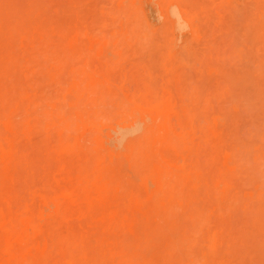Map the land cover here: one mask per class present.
<instances>
[{"label": "rangeland", "instance_id": "obj_1", "mask_svg": "<svg viewBox=\"0 0 264 264\" xmlns=\"http://www.w3.org/2000/svg\"><path fill=\"white\" fill-rule=\"evenodd\" d=\"M124 1L0 0V61L3 60L0 64H5L6 60L11 62L7 66L9 64L7 61V65H3L4 69L0 68L1 76L2 73L5 75L2 76L3 78L0 77V80L3 79L4 83L9 79L6 81L8 83L0 82V89L3 91V93L0 91V106H3L0 107V130L2 131L1 126L4 129L3 133L0 131V140L3 139L8 144L7 147L4 146L5 149L11 146L8 150L12 155L14 154V159L17 158L18 161L21 156L25 159L20 162V166H18L19 162L17 164L13 161L16 166L9 167L10 164L5 163L0 150V168L3 170L5 164L8 166L4 167L6 169L0 173V178L6 175L7 168L9 170L12 168L8 173L11 177L7 175L10 180L5 178L1 180L2 184L0 182L1 193L5 191L4 196L7 195L5 200L4 196L2 198L4 201H0V214L1 217L4 216V223L8 222L13 226L12 223L15 224L13 219L17 220L16 224L21 220L19 223L24 224L25 228L17 226L21 228L20 233L30 223H35L33 218L36 217V221L39 217L38 220L45 219L46 222L44 219L41 220L42 222L37 221L36 223L41 225L37 224L40 226L31 233L30 255L35 252L34 254L38 256L41 252L38 262L34 264L40 263L41 256L49 257V260L44 258L47 261L42 260L44 263L41 261L40 264H48V261L50 264V259L58 257L56 254H59L62 249L60 247L64 246L56 245L58 249L52 246L57 238L56 235H58L56 242L61 241L59 239L61 235L62 239L68 238H66L68 242L64 239L67 248L64 247L63 250H70V253L66 251L65 254L66 258L72 260L68 261L61 256L63 258L61 261L65 264H73L79 257L80 263L77 260L76 264H89L86 263L88 251L93 254L92 259H95L101 250L94 242L106 246L103 251L101 250L104 252L102 257L108 250L110 257L105 259L104 256V260L108 259V262H103V258L99 259L104 264L118 262L120 264L122 259H126L125 262L122 261L123 264H126L128 259L135 264L134 253L127 251L129 248L130 250L135 248L143 254V257L146 255V259L150 258L154 264L162 262V264H264V0ZM138 11L140 13L137 15ZM135 21L136 23L129 24ZM133 25L136 26V30ZM130 30L133 31L130 33ZM144 30L145 32H142ZM145 34L143 41H147V45L139 39L144 38ZM140 44L146 47L141 45L140 48ZM94 45L97 48L91 50ZM69 49H71L70 53ZM84 81L85 85H80ZM95 83L97 86L94 85ZM98 84H101L99 88L106 87L104 88L106 91L102 92L105 94H100L103 89L96 88ZM87 85L89 89L93 88L92 92L94 89L96 92L99 90L97 93L94 91L95 95L92 94L94 97ZM2 86L6 87L3 89ZM12 87L11 91L14 89L17 91L10 92ZM84 94L87 95L84 98L91 97L90 100L93 101L88 103V99L82 100ZM43 96L44 98L46 96L45 100ZM106 96L108 101L104 109ZM42 100L46 102H41ZM102 100L103 102L100 103ZM78 102L82 106L85 103L90 106L86 109L87 106L81 107ZM98 102L103 103L101 106L104 112L102 108L97 109L100 107ZM29 103H32V106ZM23 106H26L25 113L22 112ZM56 107L61 108L56 111ZM91 108H94V111ZM5 109L7 110L4 111ZM80 110H84L86 115ZM97 110H100L98 117H96ZM101 111L104 117L109 116L110 119L106 120V118L102 121ZM30 112L38 114H33L31 117ZM91 112L92 114L96 112L93 115L94 121L91 119ZM23 114L30 115L28 117ZM17 116L24 118L18 120ZM70 116L76 120L74 121ZM128 116L130 120L124 119ZM123 119L127 120L126 123ZM135 126L142 129L141 138L140 129V132L136 131L137 133L132 130ZM14 127L16 128L13 129ZM26 128L28 129L25 130ZM33 128L35 130H32ZM5 131H8L10 136ZM18 132L23 136L18 138ZM133 133L139 136L132 137L134 141L127 142L131 139L126 140V136L130 137ZM20 137L25 139L22 141ZM135 138L140 146L138 149L137 145L135 146ZM120 140H123L124 148ZM17 141L22 142L19 144L20 151L17 149L18 145L15 149L13 147ZM1 143L5 145L4 142ZM117 145L122 147L116 149ZM133 149L134 156L140 159L131 157ZM147 149L148 151H145ZM21 150L25 151L28 157L24 154L16 155ZM23 151L21 153H24ZM131 158H133L132 162ZM134 159L139 161L135 162ZM149 160L152 162L150 163ZM132 163L133 166L137 165L136 169L130 167ZM142 165L145 169L149 166L148 170L145 171ZM76 189L80 190V194ZM65 198H68L67 201ZM173 202L175 206L172 205ZM167 203L172 204L169 206ZM61 218L64 219L65 224L60 223ZM198 221L202 223H197ZM103 222H106V225ZM8 226L11 228L10 225ZM8 226L6 227L8 231L0 227V234L10 238L17 228L12 227L13 230L15 229L12 231ZM51 226L53 230L55 227L57 230L52 231ZM198 226L199 230L203 227V231L199 232ZM159 228L163 232L162 236ZM57 231L62 232L61 235L58 233L54 235ZM80 231L85 232V238ZM49 232L53 240L48 236ZM155 233L157 235H154ZM94 234L93 242L89 238L91 235L94 237ZM138 234L143 238L140 246L138 243L141 239ZM97 235L102 239L98 240ZM107 237L110 239L108 240ZM103 238L107 239L106 243V239L103 242ZM84 239H88L92 247H89V243L84 245L87 242ZM70 240L72 243L69 242ZM116 240L122 244V247L125 246L123 248L126 249L125 252H117L118 249L112 247L116 246ZM18 242L14 246L16 252V247L19 250L24 245ZM182 244L185 247L181 246ZM62 252L60 255L63 254ZM0 253V256H3L2 252ZM120 256L121 260L118 258ZM5 259L0 263L5 262ZM57 259H53L51 262H55L52 264L58 262ZM109 260L113 262L110 263ZM83 261L84 263H81ZM139 264L144 262L140 260Z\"/></svg>", "mask_w": 264, "mask_h": 264}, {"label": "bare ground", "instance_id": "obj_2", "mask_svg": "<svg viewBox=\"0 0 264 264\" xmlns=\"http://www.w3.org/2000/svg\"><path fill=\"white\" fill-rule=\"evenodd\" d=\"M125 1H126V0H125ZM125 1H124V2H125ZM165 3H166V2H165ZM173 4H174V3H173ZM126 7H127V6H126ZM134 8H135V7H134ZM148 9H149V8H148ZM169 11H170V10H169ZM169 11H168V12H169ZM176 11H177V10H176ZM138 13H140V12H139V11L136 12L137 15H138ZM169 13H170V12H169ZM133 14H134V13H133ZM187 14H188V13H187ZM134 15H135V14H134ZM137 15H136V16H137ZM140 15H142V14H140ZM178 15H179V14H178ZM137 17H138V16H137ZM137 17H135V19H136ZM169 17H170V16H169ZM183 17H184V15H183ZM171 18H173V17H171ZM176 19H177V18H176ZM178 19H179V17H178ZM125 20H127V19H125ZM129 20H130V19H129ZM139 20H140V18H139ZM167 20H169V19H167ZM181 20H182V19H181ZM171 21H172V20H171ZM175 22H176V21H175ZM175 22H174V23H175ZM180 22H181V21H180ZM180 22H179V23H180ZM134 23H136V21H135V22H132V23H129V24H134ZM141 23H142V22H141ZM141 23L139 22V24H141ZM129 24H128V25H129ZM143 24H144V23H142V25H143ZM185 24H186V23H185ZM181 25H182V24H181ZM130 26H132V25H130ZM133 26H134L133 28L136 30V28H135L136 26H135V25H133ZM175 26H176V24H175ZM131 28H132V27H131ZM131 28L129 27V29H131ZM168 28H169V27H168ZM127 29H128V28H127ZM143 29H144V28H142V30H143ZM145 29H146V26H145ZM175 29L177 30V28H175ZM175 29H174V30H175ZM118 30H119V29H118ZM135 30H134V31H135ZM128 31H129V30H127V32H128ZM131 31H133V30H130V33H131ZM146 31H147V33L149 32L148 29H146ZM182 31H183V30H182ZM139 32H140V31H139ZM142 32H145V30L142 31ZM179 32H181V31H179ZM135 33H136V32H135ZM115 34H116V33H115ZM175 34H176V33H175ZM178 34H180V33H178ZM117 35H118V34H117ZM138 35H139V33H138ZM140 35H141V34H140ZM142 35H143V34H142ZM151 35H152V34H151ZM114 36H115V35H114ZM178 36H180V35H178ZM120 37H121V35H120ZM130 37H131V36H130ZM132 37H133V35H132ZM134 37H135V36H134ZM138 37H139V36H138ZM145 37H146V34H145L144 38H142V39L139 38V39L143 41V40L145 39ZM171 37H172V36H171ZM180 37H182V36H180ZM98 38H99V37H98ZM104 38H106V36H105ZM110 38H111V37H110ZM119 39H120V38H119ZM139 39H138V41H140ZM71 40H72V39H71ZM112 40H113V39H112ZM129 40H130V39H129ZM172 40H173V39H172ZM177 40H178V39H177ZM138 41H137V42H138ZM142 41H140V42H142ZM117 42H119V41H117ZM140 42H139V43H140ZM144 42H145V45H147V41H143V44H144ZM74 43H75V42H74ZM115 43H116V42H115ZM115 43H114V44H115ZM117 44H118V43H117ZM132 44H133V43H132ZM75 45H76V44H75ZM95 45L97 46V43H96ZM95 45H94V47H95ZM136 45H137V44H136ZM138 45H139V44H138ZM141 45H142V44H140V48H141ZM145 45H142V46H145ZM131 46H132V45H131ZM134 46H135V45H134ZM87 47H88V46H87ZM94 47L91 48V50L97 48V47H95V48H94ZM114 47H115V46H114ZM122 47H123V46H122ZM145 47H146V46H145ZM166 47H167V46H166ZM128 48H129V47H128ZM142 48H143V47H142ZM66 50L68 51V49H66ZM66 50H65V53H66ZM70 50H71V49H69V53H70ZM89 50H90V49H89ZM115 50H116V49H115ZM122 50H123V49H122ZM129 50H130V49H129ZM63 52H64V50H63ZM71 52H72V51H71ZM88 52H89V51H88ZM88 52H85V53H88ZM76 54H77V53H76ZM88 54H89V53H88ZM65 55H66V54H65ZM65 55H64V56H65ZM66 56H67V55H66ZM66 56H65V57H66ZM74 56H76V55H74ZM90 56H91V55H90ZM67 57H68V56H67ZM69 58H71V57H69ZM69 58H68V59H69ZM72 60H73V58H72ZM7 61H8V60H6V63H7ZM2 62H3V60L0 61V63H2ZM4 63H5V61H4ZM6 63H5V64H2V65L0 64V66H1L0 68L2 69V68H3V65L6 66V65H7ZM8 63H9V61H8ZM10 63H11V62H10ZM10 63H9L7 66H9ZM13 64H14V62H13ZM13 64H12V65H13ZM30 64H31V63H30ZM14 65H15V64H14ZM10 67H11V66H10ZM36 67H38V66H36ZM36 67H35V68H36ZM12 68H14V67H12ZM1 69H0V72H1ZM3 69H4V68H3ZM5 69H6V67H5ZM6 70H7V69H6ZM25 71H26V70H25ZM76 71H77V70H76ZM9 72H10V71H9ZM6 73H8V70H7ZM23 73H24V71H23ZM23 73H22V74H23ZM102 73H103V72H102ZM3 74H4V73H2V76H5V75H3ZM30 74H31V73H30ZM44 74H45V73H44ZM6 75L8 76L9 73L6 74ZM12 75H14V74L12 73ZM12 75H11V76H12ZM79 75H80V74H79ZM2 76H1V74H0V77H1V78H3ZM11 76H10V77H11ZM34 76H35V73H34ZM81 76H82V75H81ZM13 77L15 78L16 76L14 75ZM36 77H37V76H36ZM85 77L87 78V76H85ZM100 77H103V76H100ZM104 77H105V76H104ZM104 77H103V78H104ZM106 77H107V76H106ZM106 77H105V78H106ZM6 78H8V77H6ZM6 78H4V79L6 80ZM103 78H102V79H103ZM107 78H108V77H107ZM107 78H106V79H107ZM112 78H113V77H112ZM79 79H81V78H79ZM84 79H85V78H84ZM84 79H83V80H84ZM8 80H9V79H8ZM8 80H6V81H8ZM10 80H11V79H10ZM103 80H104V79H103ZM3 81H4L3 79H2V81L0 80L1 83H3ZM6 81H5L4 83H8V82H6ZM27 81H28V80H27ZM104 81H105V80H104ZM104 81H103V83H104ZM130 81H131V80H130ZM19 82H20V81H19ZM19 82H18V83H19ZM97 82H99V81H97ZM4 83H3V84H4ZM22 83H23V82H22ZM22 83H21V84H22ZM25 83H26V82H25ZM25 83H24L23 85L26 87ZM99 83H100V82H99ZM26 84H27V83H26ZM68 84H69V83H67V85H68ZM90 84H91V83H90ZM90 84H89V86H90ZM104 84H105V83H104ZM9 85H10V83H9ZM9 85H8V87H9ZM80 85H85V81H84V83H81ZM94 85L97 86L96 83H95ZM99 85H101V84H98V87H96V86H95V87L98 88V89H101V90L103 89L102 91L100 90V91H101L100 94H102L103 91H106V90H104V88H106V87H104V88L102 87V88H101V86H100V88H99ZM19 86H20V85H19ZM76 86H77V85H76ZM92 86H93V85H92ZM2 87H3V86H2ZM5 87H6V86H5ZM5 87H3V89H4ZM10 87H11V86H10ZM25 87H22V88H25ZM74 87H75V86H74ZM80 87H81V86H80ZM82 87H83V86H82ZM86 87H88V85H87ZM14 88H16V87H14ZM19 88H20V87H19ZM89 88H90V87H88V89H89ZM7 89H8V88H7ZM11 89L13 90V87L10 88V90H9V89H8V90H9L10 92H14V91L16 92V91H17L16 89H14V91H11ZM58 89H59V88H58ZM81 89H82V88H81ZM88 89H87V90H88ZM91 89L93 90V88H91ZM91 89H89V90H91ZM18 90H19V89H18ZM20 90H21V89H20ZM23 90H24V89H23ZM60 90H61V89H60ZM72 90H73V89H72ZM82 90H83V89H82ZM89 90H88V92H89ZM92 90H91V95L94 93L95 89H94L93 92H92ZM0 91H2V89H0ZM21 91H22V90H21ZM43 91H44V90H43ZM62 91H63V89H62ZM65 91H66V89H65ZM98 91H99V90H97V92H98ZM40 92H41V91H40ZM86 92H87V91H86ZM95 92H96V91H95ZM97 92H96V93H97ZM2 93H3V91H2ZM38 93H39V91L36 92V95H37ZM0 94H1V93H0ZM7 94L10 95V94H12V93H7ZM20 94H21V93H20ZM48 94H50V93H48ZM74 94H75V93H74ZM86 94L89 95L88 93H86ZM86 94L83 95L82 100H86V99H88V98H86V97H87ZM98 94H99V93H98ZM98 94H97V96L100 95V94H99V95H98ZM103 94H105V93H103ZM103 94H102V95H103ZM106 94H107V92H106ZM4 95H6V94H3V96H4ZM12 95H13V94H12ZM58 95H59V94H58ZM66 95L69 96L68 94H66ZM85 95H86V97H85L86 99L84 98ZM91 95H89V96H91ZM93 95H95V94H93ZM93 95H92V96H93ZM10 96H11V95H10ZM47 96H48V95H47ZM49 96H50V95H49ZM72 96H73V95H72ZM72 96H71V97H72ZM89 96H88V97H89ZM104 96H105V95H104ZM0 97H1V96H0ZM58 97H59V96H58ZM65 97H66V96H65ZM93 97H94V96H93ZM100 97H103V96H100ZM109 97H110V96H109ZM4 98H6V97H4ZM32 98H33V97H32ZM35 98H36V96L34 97V99H35ZM43 98H44V96H43ZM45 98H46V96H45ZM45 98H44L43 100H45ZM50 98H51V96H50ZM60 98L62 99V97H60ZM66 98H67V97H66ZM2 99H3V98H2ZM37 99H38V97H37ZM39 99H40V97H39ZM51 99H52V98H51ZM51 99H50V100H51ZM61 99H60V101H61ZM68 99H69V98H68ZM68 99H66L65 102H67ZM71 99H73V98H71ZM71 99H70V100H71ZM74 99H75V98H74ZM90 99H91V97H89V99H88L89 102H88V103H91V102L93 101V100L91 101ZM104 99H106V100H105L106 102L104 103V106L102 105L103 103L100 104L101 102H103V100H102V101H100V103L98 102L99 105H100L99 108H97V107L99 106L98 103H97V105H98V106L96 105V106H97V107H96L97 109H101L102 106H103V108L106 106L105 104H106L107 101H108V100H107L108 97L106 96V98H104ZM0 100H1V98H0ZM3 100H4V99H3ZM3 100H2V101H3ZM15 100H16V99H15ZM40 100H41V99H40ZM40 100H39V102H40ZM43 100H42L41 102H44ZM50 100H49V101H50ZM82 100H81V101H82ZM94 100H96V99L94 98ZM144 100H145V99H144ZM10 101L12 102V99H11ZM13 101H14V99H13ZM17 101H18V100H17ZM23 101H24V99H23ZM25 101H26V100H25ZM27 101H28V100H27ZM34 101H35V100H32V102H34ZM46 101H47V99H46ZM46 101H45V102H46ZM62 101H63V100H62ZM79 101H80V100H79ZM81 101H80V102H81ZM90 101H91V102H90ZM109 101H110V98H109ZM3 102H5V100H4ZM45 102H44V103H45ZM52 102H53V101H52ZM58 102H59V101H58ZM80 102H78L77 104H79ZM83 102H84V101H83ZM9 103H10V102H9ZM20 103H21V102H20ZM36 103L38 104L37 101H36ZM50 103H51V101H50ZM95 103H96V101H95ZM148 103H150V102H148ZM4 104H5V103H4ZM11 104H12V103H11ZM24 104H25V102L23 103V105H24ZM26 104H28V103H26ZM29 104H30V103H29ZM31 104H32V103H31ZM31 104H30V105H31ZM41 104H42V103H41ZM41 104H40V105H41ZM80 104H81V103H80ZM80 104H79V105H80ZM82 104H83V103H82ZM0 105H1V101H0ZM67 105H68V103H67ZM84 105H85V108H86V106H87L86 109H88L89 106H90V105L88 106L86 103L83 104V106H84ZM101 105H102V106H101ZM126 105H127V104H126ZM126 105H125V106H126ZM135 105H136V104H135ZM142 105H143V103H142ZM8 106H9V105H8ZM14 106H15V105H14ZM14 106H13V107H14ZM18 106H19V105H18ZM27 106H28V105H27ZM31 106H32V105H31ZM31 106H30V107H31ZM42 106L44 107L45 105H42ZM71 106H72V105H71ZM80 106L83 107L82 105H80ZM91 106H92V105H91ZM94 106H95V105H94ZM94 106H93V107H94ZM129 106H130V104H129ZM131 106H132V105H131ZM147 106H148V105H147ZM149 106H150V104H149ZM0 107H1V106H0ZM2 107H3V106H2ZM2 107H1V108H2ZM25 107H26V106H25ZM25 107L23 106L24 109H23V111H22V112H24V113H25ZM46 107L48 108V106H46ZM75 107H76V106H75ZM126 107H127V106H126ZM143 107H145V105H143ZM6 108H7V106H6ZM17 108H18V107H17ZM49 108H50V107H49ZM49 108H48V109H49ZM60 108H61V107H58V108L56 107V111H57V109L60 110ZM72 108H73V107H72ZM77 108H78V107H77ZM77 108H74V109H77ZM94 108H95V107H94ZM94 108H91V109H93V111H94ZM103 108H102V111L104 112ZM124 108H125V107H124ZM146 108H147V107H146ZM21 109H22V108H21ZM43 109H45V108H43ZM43 109H42V110H43ZM50 109H51V108H50ZM54 109H55V108H54ZM54 109H53V110H54ZM79 109H81V108H79ZM79 109H78V111H79ZM104 109H105V108H104ZM125 109H126V108H125ZM125 109H122V110H123V111H126ZM152 109H153V108H152ZM6 110H7V109H5L4 111H6ZM8 110H9V109H8ZM29 110H30V109H29ZM40 110H41V109H40ZM61 110H63V109H61ZM64 110H65V109H64ZM80 111H81V110H80ZM83 111H84V110H83ZM83 111H81V112H83ZM88 111H89V110H88ZM88 111H87V112H88ZM93 111H92V112H93ZM97 111H98V110H97ZM97 111H96V112H97ZM102 111H101V112H102ZM35 112H37V111H35ZM35 112H34V113H35ZM64 112H65V111H64ZM92 112L90 113V114H91L90 116H91V119L93 120V115H94V113H96V112H94L93 114H92ZM103 112H102V113H103ZM106 112H107V111H106ZM143 112H144V111H143ZM148 112H149V111H148ZM34 113H33V114H34ZM54 113H55V112H54ZM58 113H59V112H58ZM85 113H86V112L84 111V115H86ZM99 113H100V110L97 112L96 117H98L97 115H98ZM102 113H101V114H102ZM123 113H125V112H123ZM1 114H2V112H1ZM6 114H7V113H6ZM30 114H31V112H30ZM30 114H26V115H28V117H29ZM33 114H31V117H32ZM36 114H38V113H36ZM36 114H34V115H36ZM44 114H45V113H44ZM133 114H134V113H132V115H133ZM136 114H137L136 116H138V113H136ZM149 114H150V112H149ZM23 115H24V114H23ZM26 115H24V116H26ZM42 115H43V114H42ZM45 115L48 116L47 113H46ZM49 115H50V114H49ZM52 115H53V114H52ZM64 115L66 116V114H64ZM108 115H109V113H108ZM132 115H131V117L133 118L134 115H133V116H132ZM14 116H15V115H14ZM43 116H44V115H43ZM47 116H46V117H47ZM90 116H89V118H90ZM99 116H100V115H99ZM104 116H105V115H104V113H103V117H101V118H102V121H103L104 119L107 118V117H104ZM106 116H107V115H106ZM126 116H127V115H126ZM161 116H162V115H161ZM2 117H3V115H2ZM2 117H1V119H2ZM17 117H18V116H17ZM21 117H22V116H21ZM28 117H27V118H28ZM46 117H45V118H46ZM53 117H54V116H53ZM84 117H85V116H84ZM96 117L94 116L95 119H96ZM155 117H156V116H155ZM11 118H12V116H11ZM14 118H15V117H14ZM19 118H20V117H18V120H19ZM22 118H24V117H22ZM22 118H20V119H22ZM54 118H55V117H54ZM70 118H73V116H72V117L70 116ZM70 118H69V119H70ZM99 118H100V117H99ZM108 118H109V116H108ZM108 118H107L106 120H108ZM126 118H129V116H128V117H125L124 119H126ZM146 118H147V117H146ZM5 119H6V118H5ZM5 119H4V120H5ZM16 119H17V118H16ZM85 119H87V118H85ZM85 119H84V120H85ZM109 119H110V118H109ZM124 119H123V120H124ZM130 119H131V118H129V120H130ZM7 120H8V119H7ZM12 120H13V119H12ZM14 120H15V119H14ZM22 120H23V119H22ZM38 120H40V119H39V116H38ZM52 120H53V118H52ZM70 120H71V119H70ZM73 120H74V118H73ZM75 120H76V119H75ZM75 120H74V121H75ZM84 120H83V121H84ZM89 120H90V119H89ZM89 120H85V121H89ZM135 120H136V119H135ZM147 120H148V119H147ZM24 121H25V119H24ZM24 121H23V123H24ZM26 121H27V120H26ZM67 121H68V120H67ZM74 121H73V122H74ZM77 121H78V119H77ZM93 121H94V120H93ZM124 121H125V123H126L127 120H124ZM157 121H158V119H157ZM18 122H22V121H18ZM30 122H32V121H30ZM39 122H41V121H39ZM73 122H72L71 124L74 126V123H73ZM79 122H80V121H79ZM133 122H134V121H133ZM5 123H6V122H5ZM10 123H12V122H10ZM16 123H17V122H16ZM63 123H64V122H63ZM80 123H81V122H80ZM104 123H105V122H104ZM108 123H109V122H108ZM147 123H150V124H151V122H149V121H147ZM17 124H19V123H17ZM37 124H38V123H37ZM41 124H42V123H41ZM49 124H50V123H49ZM60 124H61V122H60ZM88 124H89V123H88ZM92 124H93V123H92ZM119 124H121V123H119ZM0 125H1V124H0ZM4 125H5V124H4ZM23 125H24V124H23ZM46 125H47V124H46ZM72 125H70L71 128H72ZM105 125H106V124H105ZM124 125H125V124H124ZM18 126H19V125H18ZM18 126H17V127H18ZM42 126H43V124H42ZM42 126H40V127H42ZM90 126H91V125H90ZM133 126H134V124H133ZM139 126H140V125H139ZM3 127H4V126H3ZM35 127H36V126H35ZM40 127H39V132H40ZM43 127H44V126H43ZM56 127H57V126H56ZM135 127H136V128H135ZM135 127L132 129L133 131L135 130V133H137L138 130L140 129L141 132H140V130H139V132H140L139 135H140V134H143V133H142V129H141L140 127H138V128H137V126H135ZM141 127H142V125H141ZM150 127H151V126H150ZM152 127H153V126H152ZM152 127H151V128H152ZM6 128H7V127H6ZM15 128H16V127H14L13 129H15ZM52 128H53V127H52ZM68 128H69V127H68ZM127 128H129V127H127ZM1 129H2V131H4V129L2 128V126H1ZM27 129H28V128H26L25 130H27ZM36 129H37V127H36ZM44 129H45V128H44ZM44 129H42V130L45 131L47 128H46L45 130H44ZM117 129H118V128H117ZM124 129H125V128H124ZM124 129H123V130H124ZM130 129H131V127H130ZM153 129H154V128H153ZM18 130H19V129H18ZM21 130H22V129H21ZM32 130H35V129L33 128ZM64 130H66V129L64 128ZM70 130H71V129H70ZM72 130H73V129H72ZM0 131H1V130H0ZM2 131H1V132H2ZM49 131H50V130H49ZM49 131H48V133H49ZM52 131H53V130H52ZM55 131H56V130H55ZM66 131H69V130H66ZM130 131H131V130H130ZM136 131H137V132H136ZM147 131H148V130H147ZM147 131L145 132L146 135H147ZM149 131H150V130H149ZM1 132H0V133H1ZM5 132L9 134L8 136H10V133H9L8 131H5ZM20 132H21V131H20ZM37 132H38V130H37ZM37 132L35 131V133H37ZM53 132H54V131H53ZM127 132H129V130H127ZM2 133H3V132H2ZM6 133H4V135H6ZM35 133L32 132V134H34V135H35ZM149 133H151V131H150ZM153 133H155V132H153ZM27 134H28V133H27ZM30 134H31V133H29V135H30ZM4 135H3V137H4ZM17 135H18V136H17L18 138H19V136H23V135H21V133H20V135H19V132H18ZM29 135H28V136H29ZM44 135H45V134H44ZM50 135H51V134H50ZM126 135H127V134H126ZM139 135H138V136H139ZM146 135H145V136H146ZM8 136H7V137H8ZM136 136H137V135H134V133L132 134V136L130 135V137L126 136V138H127L126 140H128L129 138L131 139V140L127 141V142H129V143L132 142L133 138L136 137ZM138 136H137V137H138ZM142 136H143V135H142ZM142 136L140 135L139 137L141 138ZM145 136H144V137H145ZM33 137H34V136H33ZM132 137H133V138H132ZM20 138H22V137H20ZM149 138H150V135H149ZM152 138H153V134H152L151 139H152ZM1 139H2V138H1ZM5 139H6V138H5ZM14 139H15V138H14ZM23 139H25V138L23 137V138H22V141H23ZM32 139H33V138H31V140H32ZM66 139H67V138H66ZM66 139H65V140H66ZM145 139L147 140V138H145ZM145 139H144V140H145ZM117 140H119V139H117ZM117 140H116V143H117ZM126 140H125L124 142H126ZM1 141L4 142V143H5L6 141H4L3 139L0 140V150L2 151V154H3V160L5 161V163L8 162V164H10V165H8L9 167H10V166H13V165L16 166L15 163L18 164V162L20 163L21 161H22V162L25 161V159H23L24 157H22V156H21V159L18 158V161H17V158H15V159H16V160H15V159L13 158V157H14V154L12 155V152L8 150V148H10L11 146L8 147L7 149H5L4 146L7 147L8 144L5 143V145H3V144L1 143ZM120 141H121V143H123V142H122L123 140H120ZM133 141H134V140H133ZM140 141H141V140H140ZM14 142H15V141H14ZM17 142H18V144H16ZM17 142L15 143V146H13V147H14V149H15V148H16V145H18V146H17V147H18L17 149H18V151H20L21 146L19 147V144H22V142H21V143H20V141H17ZM64 142H65V141H64ZM114 142H115V141H114ZM141 142H142V141H141ZM145 142H146V141H145ZM145 142H143V143H145ZM43 143H44V141H43ZM88 143H90V142H88ZM6 144H7V145H6ZM32 144H34V143H32ZM35 144H36V143H35ZM117 144H118V143H117ZM126 144H128V143H126ZM133 144H134V143H133ZM149 144H150V143H149ZM37 145H38V144H37ZM42 145H43V144H42ZM42 145L40 144V146H42ZM57 145H58V144H57ZM136 145H137V146H136ZM140 145H141V144H140ZM144 145L146 146V143H145ZM144 145L142 144L141 147H143ZM32 146H34V145H32ZM32 146H31V147H32ZM45 146H46V145H44V147H45ZM68 146H69V145H68ZM108 146H109V145H108ZM122 146H123V148H124V143L122 144ZM122 146L119 145V147H118V145H117V146H116V149H117V148H121ZM135 146H136L137 149H138V147H140V146H138V142H137L136 138H135ZM46 147H47V146H46ZM52 147H53V146H51V148H52ZM60 147H63V146L60 145ZM110 147H111V146H110ZM110 147H109V148H110ZM152 147H153V146H152ZM26 148H27V147H25V149H26ZM38 148H39V147H38ZM41 148H42V147H41ZM47 148H48V147H47ZM49 148H50V147H49ZM53 148H54V147H53ZM56 148H57V147H56ZM144 148H145V147H144ZM147 148H148V147H147ZM22 149H23V148H22ZM25 149H23V150H25ZM27 149H28V148H27ZM29 149H30V148H29ZM58 149H59V146H58ZM114 149H115V148H114ZM116 149H115V150H116ZM125 149H126V148H125ZM134 149H135V148H134ZM134 149L132 150L131 157H135V158H136L137 156H136V155L134 156V153H135V150H134ZM142 149H143V148H141V150H142ZM23 150H21V152H22ZM31 150H32V148H31ZM43 150H44V149H43ZM43 150H42V151H43ZM45 150H46V149H45ZM100 150H101V149H100ZM115 150H113V151H115ZM119 150H120V149H119ZM126 150H128V149H126ZM126 150H124V151H126ZM18 151H17V152H18ZM25 151L27 152V150H25ZM25 151H23L24 153H21V152H20V153H18V154H16V153H15V154H16V155H20V154L23 155V154H24V156L28 157L27 155H25V153H26ZM54 151H55V150H54ZM139 151H140V150H139ZM139 151H138V153H139ZM142 151H143V150H142ZM145 151H148V149L145 150ZM15 152H16V151H15ZM32 152H33V150H32ZM98 152H99V151H98ZM127 152H128V151H127ZM30 153H31V152H30ZM30 153H29V154H30ZM101 153H102V152H101ZM112 153H113V152H112ZM145 153H146V152H145ZM150 153H151V152H150ZM161 153H162V151H161ZM0 154H1V153H0ZM97 154H98V153H97ZM119 154H120V153H119ZM30 155H32V154H30ZM33 155H35V154H33ZM37 155H38V154H37ZM51 155H52V154H51ZM99 155H100V154H99ZM132 155H133V156H132ZM139 155H140V154H139ZM145 155H146V154H145ZM38 156H39V155H38ZM40 156L42 157V155H40ZM97 156H98V155H97ZM120 156H121V155H120ZM149 156H150V155H149ZM1 157H2V156H1ZM48 157H49V156H48ZM51 157H52V156H51ZM99 157L101 158L102 156H99ZM152 157H154V155H153ZM52 158H53V157H52ZM89 158H91V157H89ZM93 158H95V156H94ZM93 158H92V159H93ZM137 158L140 159L139 157H137ZM141 158H143V157L141 156ZM145 158H147V157H145ZM149 158H150V157H148L147 159H149ZM40 159H41V158H40ZM132 159H133V158H131V160H130L131 162H132ZM138 159H134V161L136 162V160H138ZM155 159H156V158H155ZM50 160H51V159H50ZM121 160H122V159H121ZM150 160H151V159H150ZM150 160H149V162H150ZM11 161H12V162H11ZM13 161H15V163H13ZM31 161H32V160H31ZM37 161H38V160H37ZM92 161H93V160H92ZM96 161H97V159H96ZM119 161H120V160H119ZM128 161H129V160H128ZM134 161H133V163H134ZM138 161H139V160H138ZM143 161H144V160H143ZM152 161H153V159H152ZM152 161H151V162H152ZM22 162H21V163H22ZM33 162H34V161H33ZM40 162L42 163V161H40ZM46 162H47V161H46ZM85 162H86V161H85ZM94 162H95V160H94ZM104 162H105V161H104ZM124 162H125V160H124ZM151 162H150V163H151ZM11 163H12V164H11ZM21 163H20L18 166H20ZM35 163H36V162H35ZM126 163H127V162H126ZM133 163H132V166L130 165V167H133L134 169H136V166H137V165H136V166H133ZM33 164H34V163H33ZM42 164H43V163H42ZM42 164H41V165H42ZM50 164H51V163H50ZM63 164H64V163H63ZM95 164H96V163H95ZM98 164H99V163H98ZM121 164H122V163H121ZM124 164H125V163H124ZM124 164H123V165H124ZM134 164H135V163H134ZM137 164H139V163H137ZM142 164H143V163H142ZM3 165H4V164H3ZM5 165H6V166H5ZM5 165H4V167H8L7 164H5ZM23 165L26 166L25 164H23ZM23 165H22L21 167H23ZM104 165H105V164H104ZM46 166H47V165H46ZM94 166H95V165H94ZM100 166H101V165H100ZM119 166H121V165H119ZM138 166H139V165H138ZM150 166H151V165H150ZM4 167H3V170L6 169V168H4ZM39 167H40V166H39ZM42 167H44V166H42ZM47 167H48V166H47ZM141 167L143 168V167H145V166L142 165ZM148 167H149V166H148ZM148 167H146V169H145V168H143V169H145V171H147V170H148V169H147ZM16 168H18V167H16ZM25 168H26V167H25ZM33 168H34V167H33ZM37 168H38V166H37ZM37 168H36V171H38ZM138 168H139V167H138ZM0 169H1V170H0V173H3V172H2V171H3L2 168H0ZM11 169H12V168H10V170H9V168H7V170H5L6 175L4 174L5 176L3 175V176L0 178V182H1L2 179H5V178L9 179V177H7V175L11 177V174H10V175L8 174V173H10ZM38 169H39V168H38ZM41 169H42V168H41ZM45 169H46V168H45ZM47 169H48V168H47ZM100 169H102V168H100ZM140 169H141V168H140ZM143 169H142V170H143ZM19 170H20V169H19ZM25 170H26V169H25ZM43 170H44V169H43ZM49 170L51 171V169H49ZM87 170H88V169H87ZM98 170H99V168H98ZM8 171H9V172H8ZM85 171H86V170H85ZM103 171H104V169H103ZM106 171H107V169H106ZM99 172H100V171H99ZM13 173H14V172H13ZM23 173H24V172H23ZM23 173H22V175H23ZM108 173H109V172H108ZM15 174H17V172H16ZM15 174H14V176H15ZM20 174H21V173H20ZM30 174H31V173H30ZM41 174H42V173H41ZM99 174H100V173H99ZM101 174H103V173H101ZM101 174H100V175H101ZM104 174H105V172H104ZM104 174H103V175H104ZM109 174H110V173H109ZM109 174H108V175H109ZM22 175H21V176H22ZM36 175H37V174H36ZM36 175H34V176H36ZM51 175H52V174H51ZM81 175H82V174H81ZM166 175H167V174H165V178H167ZM24 176H26V174H25ZM44 176H45V175H44ZM44 176H43V177H44ZM61 176H62V175H61ZM3 177H4V178H3ZM30 177H31V176H30ZM86 177H87V175H86ZM86 177H85V178H86ZM20 178L23 179V177H20ZM47 178H48V177H47ZM47 178H46V179H47ZM85 178H84V179H85ZM107 178H108V177H107ZM16 179H17V178H16ZM28 179H29V178H28ZM31 179H32V178H31ZM9 180H10V179H9ZM14 180H15V178H14ZM29 180H30V179H29ZM49 180H50V179H49ZM30 181H31V180H30ZM84 181H85V180H84ZM2 182H3V181H2ZM2 182H1V184H2ZM85 182H86V181H85ZM101 182H102V181H101ZM108 182H109V180H108ZM115 182H116V181H115ZM5 183H6V182H5ZM52 183H53V182H52ZM54 183H55V181H54ZM59 184H61V182H60ZM81 184H83V183H81ZM112 184H113V183H112ZM7 185H8V184H7ZM46 185H47V184H46ZM105 185H107V184H105ZM173 185H174V184H173ZM5 186H6V185H5ZM12 186H14V185H12ZM19 186H20V183H19ZM52 186H53V185H52ZM66 186H67V185H66ZM103 186H104V185H103ZM122 186H123V185H122ZM0 187H1V186H0ZM14 187H15V186H14ZM77 187H78V186H77ZM105 187H106V186H105ZM162 187H163V186H162ZM54 188H56V186H55ZM67 188H68V187H67ZM101 188H102V187H101ZM124 188H125V187H124ZM163 188H164V187H163ZM0 189H1V188H0ZM11 189H12V188H11ZM15 189H16V188H15ZM57 189H59V188H57ZM69 189H70V188H69ZM106 189H107V188H106ZM65 190H66V188H65ZM76 190H77V189H76ZM120 190H121V189H120ZM123 190H124V189H123ZM7 191H8V190H7ZM56 191H57V190H56ZM58 191H59V190H58ZM66 191L69 192L68 190H66ZM77 191H78V190H77ZM79 191H80V190H79ZM79 191H78V193H79ZM1 192H2V190L0 191V193H1ZM3 192L5 193V191H3ZM75 192H76V191H75ZM111 192H112V191H111ZM114 192H115V190H114ZM124 192H125V191H124ZM4 193H1V194H3V195L0 194V201H1V200L4 201V200L6 199L5 197H7V195L5 194V196H4ZM10 193H11V192H10ZM17 193H18V192H17ZM23 193H24V192H23ZM23 193H22V195H23ZM49 193H50V192H49ZM57 193H58V192H57ZM117 193H118V192H117ZM126 193H128V191H126ZM181 193H182V192H181ZM47 194H48V193H47ZM79 194H80V193H79ZM83 194H85V193H83ZM122 194H123V193H122ZM10 195H11V194H10ZM13 195H14V193H13ZM51 195H52V193H51ZM99 195H100V194H99ZM103 195H104V194H103ZM123 195H124V194H123ZM123 195H122V197H123ZM129 195H130V194H129ZM138 195H139V193H138ZM175 195H176V193H175ZM3 196H4V200L2 199ZM126 196H127V195H126ZM178 196H179V195H178ZM179 197H180V196H179ZM183 197H184V196H183ZM80 198H81V197H80ZM89 198H90V197H89ZM10 199H11V197H10ZM46 199H48V197H47ZM61 199H62V198H61ZM65 199H66V201H67L68 198H65ZM94 199H95V198H94ZM176 199H177V198H176ZM179 199H180V198H179ZM181 199H182V197H181ZM7 200H8V198H7ZM21 200H22V199H21ZM191 200H192V199H191ZM191 200H190V201H191ZM172 201H173V200H172ZM143 202H144V201H143ZM153 202H154V201H153ZM169 202H171V201H169ZM6 203H7V202H6ZM195 203H196V202H195ZM52 204H53V203H52ZM67 204H68V203H67ZM80 204H81V203H80ZM153 204H154V203H153ZM153 204H152V205H153ZM169 204H172V203H167V205H169ZM174 204H175V203L173 202L172 205H174ZM176 204H177V203H176ZM15 205H16V204H15ZM22 205H23V204H22ZM50 205H51V204H50ZM61 205H62V204H61ZM131 205H132V203H131ZM152 205H151V206H152ZM154 205H155V204H154ZM157 205H158V204H157ZM164 205H165V203H164ZM190 205H191V204H190ZM26 206H27V205H26ZM28 206H29V205H28ZM30 206H31V205H30ZM128 206H129V205H128ZM144 206H145V205H144ZM148 206H149V205H148ZM162 206H163V205H162ZM169 206H170V205H169ZM174 206H175V205H174ZM177 206H179V205H177ZM180 206H182V205H180ZM14 208H15V207H14ZM31 210H32V209H31ZM66 212H67V211H66ZM24 213H25V212H24ZM18 216H19V215H18ZM197 216H198V215H197ZM197 216H196V217H197ZM182 217H184V216H182ZM1 218H2V219H1ZM11 218H12V217H11ZM15 218H17V216H16ZM27 218H29V217H27ZM39 218H40V217H39ZM39 218H38V219H39ZM58 218H59V217H58ZM161 218H162V217H161ZM166 218H167V217H166ZM173 218H174V217H173ZM202 218H203V217H202ZM0 219L2 220V221L0 220V227L2 228V230L5 229L6 231H8V229H7L6 227H7L8 225L11 226V224H10V223L8 224V222H5V223H4V221H3V220H4V216L1 217V214H0ZM30 219H31V218H30ZM38 219H37V221L42 222L44 218L41 219L42 221H41V220H38ZM162 219H163V218H162ZM167 219H168V218H167ZM10 220H12V219H10ZM13 220H14V223H15V224L12 223L13 226H11V228L8 226V228H9L10 230L14 231V230L17 228V226H18V227H21V228L24 226V224H22V225L20 224V223H21V222H20L21 220L18 219V220H19V221L17 222L18 224H16V221H17V220H16V221H15V219H13ZM13 220H12V221H13ZM27 220H28V219H27ZM33 220H35V221H34L35 223L37 222V221H36V217L33 218ZM56 220H58V219H56ZM60 220H62V222H60V223H63V224L66 223V222H64V219L61 218ZM156 220H157V219H156ZM156 220H155V221H156ZM183 220H184V219H183ZM199 220H200V219H199ZM201 220H202V219H201ZM30 221L32 222V220H30ZM44 221H45V219H44ZM133 221H134V220H133ZM143 221H144V220H143ZM159 221H160V220H159ZM159 221H157V222H159ZM164 221H166L165 218H164ZM196 221H197V219H195V222H196ZM19 222H20V223H19ZM45 222H46V221H45ZM53 222L55 223L56 221H53ZM107 222H108V220H107ZM123 222H124V220H123ZM130 222H131V221H130ZM137 222H138V221H137ZM160 222L164 223L163 221H160ZM176 222H177V220H176ZM178 222H179V221H178ZM180 222H181V221H180ZM189 222H190V221H189ZM195 222H194V223H195ZM199 222H200V221H198L197 223H199ZM25 223H26V222H25ZM35 223H30V224L28 225V227H27L26 229H23V231H21L20 233H19V230H20L21 228H20V229L17 228V229H16V230H17L16 232H18V233L14 232L15 234H12V237H10V238L4 234L5 232H4L3 234H4L6 237H4V235L2 236V235L0 234V235H1L0 238H3V237H4L3 239H0V241H1V242H0V252H2V255H3V256L6 255L5 257L7 258V259H5V257L0 256V257L2 258V259L0 258V262H1V260L5 259V260H4L5 262L2 261L3 263H0V264H13V263H14V264H34L35 262H38L39 256L41 255V252H39V250H38L39 255L37 256L36 254H34L35 252L32 253L33 255H30V251H29V245H30L29 243H30V242L32 243V241H30V240H32V239H31V233L34 232L35 230H37L38 227L41 225L40 223H36V224H35ZM91 223H92V222H91ZM91 223H90V224H91ZM103 223H104V222H103ZM138 223H139V222H138ZM140 223H142V222H140ZM168 223H169V222H168ZM174 223H175V222H174ZM182 223H183V221H182ZM191 223H192V222H191ZM200 223H202V221H201ZM26 224H27V223H26ZM37 224H40V225H37ZM45 224H46V223H45ZM50 224H51V223H50ZM57 224H58V223H57ZM93 224H94V223H93ZM104 224L106 225V222H105ZM127 224H128V223H127ZM143 224H144V223H143ZM153 224H154V221H153ZM156 224H157V223H156ZM158 224H159V223H158ZM166 224H167V223H166ZM176 224H177V223H176ZM180 224H181V223H179V225H180ZM185 224H186V223L184 222V225H185ZM20 225H21V226H20ZM58 225H59V224H58ZM117 225H118V224H117ZM123 225H124V224H122V226H123ZM149 225H150V224H149ZM160 225H161V223H160ZM168 225H169V224H168ZM171 225H172V224H171ZM174 225H175V224H174ZM181 225H182V224H181ZM15 226H16V227H15ZM48 226H50V225L48 224ZM48 226H47V228H49ZM71 226H72V225H71ZM71 226H70V227H71ZM143 226H144V225H143ZM154 226L156 227L155 224H154ZM162 226H163V225H162ZM194 226H195V225H194ZM199 226H200V225H199ZM199 226H198V230H199ZM204 226H205V225H204ZM12 227H15V229L13 230ZM41 227H42V226H41ZM43 227H44V226H43ZM45 227H46V226H45ZM56 227H57V225H56ZM56 227H55L54 230H53V226H51L52 231L57 230ZM124 227H125V226H124ZM127 227H128V225H127ZM127 227H126V228H127ZM130 227H131V226H130ZM141 227H142V226H140V228H141ZM151 227H152V226H151ZM158 227H159V225H158ZM166 227H167V226H166ZM176 227H177V226H176ZM182 227H183V226H182ZM182 227H181V228H182ZM23 228H25V226H24ZM137 228H138V227H137ZM189 228H190V227H189ZM193 228H194V227H193ZM200 228L203 229V227H200ZM204 228H205V227H204ZM49 229H50V228H49ZM60 229H61V228H60ZM60 229H58V230L60 231ZM85 229H86V228H85ZM105 229H106V228H105ZM121 229H124V228H121ZM145 229H146V227H145ZM148 229H150L149 226H148ZM154 229H155V228H154ZM176 229H177V228H176ZM179 229H180V228H179ZM202 229H200V230H202ZM205 229H206V228H205ZM2 230H1V231H2ZM79 230H80V229H79ZM79 230H78V231H79ZM81 230H82V229H81ZM159 230L161 231L160 228H159ZM166 230H167V229H166ZM169 230H170V229H169ZM177 230H178V229H177ZM182 230H184V229H182ZM200 230H199V232H201ZM206 230H207V229H206ZM12 231H11V232H12ZM52 231L50 230L51 234L53 233ZM72 231H74V230H72ZM72 231H70V232H72ZM120 231H121V230H120ZM155 231H156V230H155ZM160 231H159V232H160ZM170 231H171V230H170ZM172 231H173V229H172ZM178 231H179V230H178ZM193 231L195 232V230H193ZM202 231H203V230H202ZM50 232H49L48 236L51 237L52 240H53V236L50 234ZM65 232H66V231H65ZM74 232H75V231H74ZM80 232H82V231H80ZM83 232H84V231H83ZM83 232H82V234H83L82 236L84 237L85 232H84V233H83ZM106 232H107V231H106ZM106 232H105V233H106ZM138 232H139V231H138ZM157 232H158V231H157ZM157 232H156V233H157ZM176 232H177V231H176ZM204 232H205V231H204ZM41 233H42V232H41ZM56 233H58V231L55 232L54 235H56ZM61 233H62V232H60V233H58V234L61 235ZM86 233L89 234L88 232H86ZM105 233H104V234H105ZM151 233H153V232H151ZM156 233H155L154 235H157ZM162 233H163V232L161 231V235H160V234H159V235L162 236ZM165 233H167V232H165ZM183 233H184V232H183ZM188 233H189V232H188ZM188 233H187V234H188ZM195 233H196V232H195ZM205 233H206V232H205ZM207 233H209V231H207ZM33 234H34V233H33ZM63 234H64V232H63ZM142 234H143V233H142ZM145 234H146V233H145ZM177 234H178V233H177ZM179 234H181V233H179ZM184 234H185V233H184ZM184 234H183V235H184ZM196 234H197V233H196ZM200 234H201V233H200ZM13 235H14V236H13ZM15 235H16V236H15ZM43 235H44V234H43ZM50 235H51V236H50ZM99 235H100V234H99ZM102 235H103V234H102ZM138 235H139V237H140V234H138ZM138 235H136V238H138ZM149 235H150V234H149ZM163 235H165V234H163ZM189 235H190V234H189ZM9 236H10V235H9ZM46 236H47V235H46ZM56 236H57V238H58V235H56ZM65 236H67V235H65ZM72 236H73V234H72ZM97 236H98V235H97ZM190 236H191V235H190ZM203 236H205V235H203ZM49 237H48V238H49ZM61 237H62V235H61ZM61 237L59 238V239H61V241H58V242H56L58 239H57L56 237H54V239L56 238L55 241H53V243H52V244H53L52 246H53L54 248L56 247V245H57V247L62 245V246L65 247V249L67 248V246H65V241H64V239L68 242V240H67L68 238L63 236L64 238L62 239ZM74 237H76V236H74ZM74 237H73V239H74ZM91 237H92V238H91ZM91 237H90V238L87 237V238H89V239H91V241H93V239L95 238V234H94V237H93V235H91ZM98 237H99V238H98ZM98 237H97L98 240L102 239V237H100V236H98ZM105 237H106V236H105ZM146 237H148V239H149V236H148V235H147ZM180 237H181V236H180ZM180 237L178 236V238H180ZM185 237H186V236H185ZM196 237H197V236H196ZM200 237H201V236H200ZM32 238H34V237H32ZM51 238H50V241H51ZM66 238H67V239H66ZM70 238H71V236H70ZM77 238H78V237H77ZM77 238H76V239H77ZM84 238H85V237H84ZM97 238H96V239H97ZM152 238H153V237H152ZM163 238H164V236H163ZM182 238H183V237H182ZM190 238H191V237H190ZM197 238H198V237H197ZM71 239H72V238H71ZM78 239H80V238H78ZM105 239H106V238H103V242H104ZM107 239L109 240L110 238L107 237ZM107 239L105 240V243H106ZM134 239H135V238H134ZM139 239H141V241H139ZM139 239L137 240V241H139L138 245H139L140 243H142L143 238L140 237ZM148 239H147V240H148ZM183 239H185V238H183ZM187 239H188V238H187ZM193 239H194V238H193ZM200 239H202V238H200ZM34 240H35V239H34ZM47 240H49V239H47ZM84 240H86V239H84ZM87 240H88V239H87ZM87 240H86V241H87ZM128 240H129V239H128ZM135 240H136V239H135ZM158 240H159V237H158ZM158 240H156V241H158ZM174 240H175V238H174ZM176 240H177V239H176ZM191 240H192V238H191ZM191 240H190V241H191ZM211 240H213V238H212ZM18 241H19V242H22L21 244L24 243V245H23L19 250H18L17 247H16V250H17V252H16L14 246H15L16 242H18ZM62 241H63V243L61 244ZM75 241H77V240H75ZM94 241H95V240H94ZM94 241H93V242H94ZM96 241H97V240H96ZM123 241H124V240H123ZM123 241H122V242H123ZM151 241H152V240H151ZM179 241H180V240H179ZM181 241H182V239H181ZM185 241L187 242V240H185ZM207 241H208V240H207ZM207 241H206V242H207ZM19 242H18V243H19ZM51 242H52V241H51ZM51 242H50V243H51ZM55 242H56V243H55ZM59 242H60V243H59ZM69 242H71V240H70ZM78 242H79V240H78ZM83 242L85 243V241H83ZM103 242H102V243H103ZM120 242H121V241H120ZM127 242H128V241H127ZM149 242H150V241H149ZM176 242H178V241H176ZM176 242H174V243H176ZM186 242H185V245L188 243V242H187V243H186ZM192 242H193V241H192ZM58 243H59V244H58ZM71 243H72V242H71ZM88 243H89V244H88ZM94 243H95V245L99 246V247H100L99 249H101V250H102L103 248H106V246H104V244H100V245H103V246H104V247H103V246H100L97 242H94ZM96 243H97V244H96ZM112 243H113V242H112ZM116 243H117V244H115L116 246H112V247H114L115 249L117 248V249H118L117 252H121V251H122V252H125V251H126V249H123L125 246L122 247V244H120L119 242H117V240H116ZM134 243H135V242H134ZM182 243H184V241H183ZM54 244H55V245H54ZM63 244H64V245H63ZM80 244H81V243H80ZM86 244H88L89 247L91 246V245H90L91 242H88V241H87L84 245H86ZM118 244H119V245H118ZM135 244H137V242H136ZM188 244H190V243H188ZM17 245H18V244H17ZM74 245H76V243H74ZM74 245H73V247H74ZM88 245H87V246H88ZM105 245H106V244H105ZM108 245H110V244H108ZM126 245H128V243H126ZM132 245H133V243H132ZM138 245H137V246H138ZM140 245H141V244H140ZM140 245H139V246H140ZM171 245H172V244H171ZM171 245H170V246H171ZM178 245H179V244H178ZM194 245H195V243H194ZM30 246H31V245H30ZM50 246H51V245H50ZM81 246H82V245H81ZM81 246H79V247L81 248ZM97 246H95V247H97ZM118 246H119L120 248H121V247H122V248L120 249ZM128 246H129V245H128ZM135 246H136V245H135ZM135 246H134V247H135ZM142 246H143V245H142ZM181 246H183V244H182ZM57 247H56V248H57ZM64 247H60V248H62V249L60 250L59 254H58V253L56 254V257H57V255H58V257H59V255H60V253L62 252V250H63ZM85 247H86V246H85ZM91 247H92V246H91ZM101 247H102V248H101ZM130 247H131V246H130ZM143 247H144V246H143ZM175 247H176V246H175ZM175 247H174V248H175ZM178 247H179V246H178ZM178 247H177V248H178ZM183 247H185V246H183ZM191 247H192V246H191ZM18 248H19V247H18ZM50 248H51V247H50ZM77 248H78V246H77ZM83 248H84V247H83ZM86 248H87V247H86ZM137 248H139V247H137ZM180 248H181V247H180ZM180 248H179V249H180ZM186 248L188 249V247H186ZM30 249H32V248H30ZM57 249H58V248H57ZM74 249H75V248H74ZM74 249L72 248V250H74ZM87 249H88V248H87ZM91 249L93 250L94 248H91ZM110 249H111V248H110ZM112 249H113V248H112ZM112 249H111V250H112ZM115 249H114V250H115ZM132 249H133V248H131V250H130V248H129V250H127V251H129L130 253H134V254H133V259H135V260H134V263H135V261H136L135 264H137V262H138V264H139V261H140V260L142 261V263L144 262V264H145V263H147V264H152V263H153V260H150V258H148V260L146 259V258H147L146 255H144V257L146 256V257L144 258L142 253L138 252L135 248H134V250H132ZM168 249H169V248H168ZM175 249H176V248H175ZM189 249H190V246H189ZM76 250H77V249H76ZM101 250L99 251L100 253H98V254L96 255L95 259H92L93 257H91V256H92L93 254L91 255V254L89 253V251H88L87 254H89V255H88V258H87V262H86V263L91 264V263L93 262L92 264H97V263L99 262L98 264H101V263H102V260H99V259H102V258H103V262H104V261L108 262V259H107V260H104V256H105V259L110 257V255L108 256V250L105 251V253H107V254H104L103 257H102V254H103L104 252H102L103 250H102V251H101ZM123 250H124V251H123ZM169 250H170V249H169ZM49 251H50V250H49ZM55 251H56V249H55ZM58 251H59V250H58ZM63 251H64V250H63ZM66 251H68V250H66ZM66 251L62 252L63 254H61L60 257H61V256H62V257H65L66 260L71 261L72 259H68L69 257L66 258V254H65ZM77 251H78V250H77ZM80 251H81V250H80ZM80 251H79V252H80ZM85 251H86V250H85ZM115 251H116V250H115ZM176 251H177V249H176ZM36 252H37V251H36ZM68 252L70 253V250H69ZM101 252H102V253H101ZM129 252H128V253H129ZM167 252H168V251H167ZM49 253L51 254V252H49ZM53 253H55V252H53ZM53 253H52V254H53ZM80 253H81V252H80ZM82 253H83V252H82ZM92 253H93V252H92ZM113 253H114V254H117V253H115V252H113ZM128 253H127V254H128ZM0 254H1V253H0ZM43 254H44V252H43ZM64 254H65V256H63ZM78 254H79V253H78ZM137 254H138L139 256H138ZM141 254H142V255H141ZM168 254H169V253H168ZM46 255H47V253H46ZM82 255H83V254H82ZM106 255H107L108 257H107ZM112 255H113V254H112ZM170 255H171V254H170ZM170 255H169V257H170ZM174 255H175V254H174ZM36 256H37V257H36ZM47 256H48V255H47ZM52 256H54V255H52ZM72 256H73V255H72ZM116 256H117V255H116ZM167 256H168V255H167V253H166V257H167ZM54 257H55V256H54ZM58 257H57V258H58ZM60 257H59V258H60ZM62 257H61L60 259H59V258L57 259V258H52V257H51L52 259H50V260L53 261V259H57L56 261L61 262V264H63V263L65 264V262L61 261V259H63ZM75 257H76V256H75ZM89 257H91V260H90ZM97 257H98V258H97ZM99 257H101V258H99ZM125 257H127V256H125ZM125 257H123V258H125ZM139 257H140V258H139ZM40 258H41V261L44 260V258H48V260H49V257H44V258H42V256H41ZM72 258H73V257H72ZM76 258H78V257H76ZM118 258L121 260L122 257L120 256V257H118ZM129 258H130V257H129ZM73 259H75V258H73ZM110 259H111V258H110ZM137 259H138L139 261H138ZM164 259H165V258H164ZM45 260L47 261V259H45ZM45 260H44V261H45ZM75 260H76V259H75ZM75 260H74V261H75ZM77 260H78V262L80 263V261H79V260H81L80 257H79ZM77 260H76V262H77ZM82 260H83V259H82ZM88 260H89V262H88ZM93 260H94V261H93ZM95 260H97L96 263H95ZM98 260H99V261H98ZM116 260H117V259H116ZM116 260H114V261H116ZM144 260H147V261H144ZM160 260L163 261V259H160ZM165 260H166V259H165ZM169 260H171V259H169ZM41 261H39V262L41 263ZM44 261H42V262L44 263ZM51 261H50V264H52V263L55 262V261H54V262H51ZM85 261H86V260H85ZM90 261H91V262H90ZM122 261L125 262L126 259H124V260L122 259V260L120 261V264H123ZM129 261H130V259H128V262H127L126 264H132V263H133L132 261H131L132 263L129 262ZM150 261H151L152 263H150ZM15 262H16V263H15ZM58 262H56L55 264H57ZM76 262H74L73 264H76ZM109 262H110V260H109ZM111 262H113V260H112ZM111 262H110V263H111ZM148 262H149V263H148ZM40 263H39V264H40ZM43 263H42V264H43ZM47 263L49 264V261H48ZM79 263H78V264H79ZM81 263H84V261L81 262ZM160 263H161V262H160ZM162 263H163V262H162ZM162 263H161V264H162ZM84 264H85V263H84ZM102 264H104V263H102ZM105 264H107V263H105ZM117 264H119V262H118ZM153 264H154V263H153Z\"/></svg>", "mask_w": 264, "mask_h": 264}]
</instances>
